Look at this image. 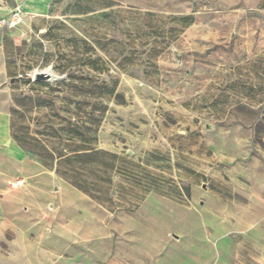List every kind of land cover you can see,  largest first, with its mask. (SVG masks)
Returning a JSON list of instances; mask_svg holds the SVG:
<instances>
[{"label":"rangeland","instance_id":"rangeland-1","mask_svg":"<svg viewBox=\"0 0 264 264\" xmlns=\"http://www.w3.org/2000/svg\"><path fill=\"white\" fill-rule=\"evenodd\" d=\"M0 264H264V0L0 28Z\"/></svg>","mask_w":264,"mask_h":264},{"label":"built area","instance_id":"built-area-1","mask_svg":"<svg viewBox=\"0 0 264 264\" xmlns=\"http://www.w3.org/2000/svg\"><path fill=\"white\" fill-rule=\"evenodd\" d=\"M23 23V13L18 6H16L6 17L0 18V28L14 29ZM20 180L16 181V186H21Z\"/></svg>","mask_w":264,"mask_h":264},{"label":"crops","instance_id":"crops-1","mask_svg":"<svg viewBox=\"0 0 264 264\" xmlns=\"http://www.w3.org/2000/svg\"><path fill=\"white\" fill-rule=\"evenodd\" d=\"M49 0H22L18 4V7L23 13V19L27 13L43 14Z\"/></svg>","mask_w":264,"mask_h":264},{"label":"water","instance_id":"water-1","mask_svg":"<svg viewBox=\"0 0 264 264\" xmlns=\"http://www.w3.org/2000/svg\"><path fill=\"white\" fill-rule=\"evenodd\" d=\"M37 79L38 80L48 79V75H38Z\"/></svg>","mask_w":264,"mask_h":264}]
</instances>
